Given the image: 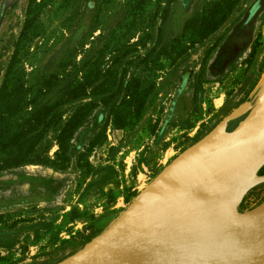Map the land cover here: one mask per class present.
I'll return each mask as SVG.
<instances>
[{"label":"rangeland","instance_id":"obj_1","mask_svg":"<svg viewBox=\"0 0 264 264\" xmlns=\"http://www.w3.org/2000/svg\"><path fill=\"white\" fill-rule=\"evenodd\" d=\"M214 4L216 16L230 7L198 40L188 21ZM82 59L100 67L127 61V73L151 86L144 109L123 128L107 127L87 155L90 168L27 164L0 172V264L64 259L146 195L168 164L212 128L224 136L236 127L264 73V0H0V83L5 77L7 84L45 85L39 98L53 101L58 78ZM48 138L44 156L52 159V132ZM225 204L238 220L264 205V184ZM69 210L88 222L65 237L58 218ZM207 218L232 222L225 209Z\"/></svg>","mask_w":264,"mask_h":264},{"label":"trees","instance_id":"obj_2","mask_svg":"<svg viewBox=\"0 0 264 264\" xmlns=\"http://www.w3.org/2000/svg\"><path fill=\"white\" fill-rule=\"evenodd\" d=\"M214 4L210 13L188 21L201 40L225 18ZM137 45V42L132 43ZM79 60L58 78V96L53 101L39 98L45 85L27 87L23 82L0 83V172L27 164H48L58 170L69 166L90 168L87 155L105 139L107 127L120 129L137 118L145 106L151 86L127 73V61L100 63ZM77 65L82 68L77 69ZM84 65V67H83ZM80 72V74H79ZM185 82L181 78L180 86ZM70 107V108H66ZM167 119L154 133L156 144L165 133ZM53 133V158L44 156Z\"/></svg>","mask_w":264,"mask_h":264},{"label":"water","instance_id":"obj_3","mask_svg":"<svg viewBox=\"0 0 264 264\" xmlns=\"http://www.w3.org/2000/svg\"><path fill=\"white\" fill-rule=\"evenodd\" d=\"M257 116L256 154L240 178L229 182L223 203L240 199L264 164V87L237 125ZM180 200L204 198L198 191L147 192L89 243L54 264H264V205L240 213L231 227L205 235L175 225L162 211Z\"/></svg>","mask_w":264,"mask_h":264},{"label":"bare ground","instance_id":"obj_4","mask_svg":"<svg viewBox=\"0 0 264 264\" xmlns=\"http://www.w3.org/2000/svg\"><path fill=\"white\" fill-rule=\"evenodd\" d=\"M263 87H264V78L262 79L261 84L259 85L257 90L260 91ZM253 126L255 127V135L254 136H255V140H256L259 129H260V117H258V116L252 117L248 121L242 123L233 132L227 133V134H229V135L237 134L241 130L250 129ZM245 134L246 133L240 134V136L238 137V140H237L238 144H242V145L244 144V142H242V140H244ZM235 137L237 138V135ZM232 140H234V139L232 138ZM254 143H255V141H254ZM204 149H203V152L201 151V149H193L191 151H188L179 160H177V163H175L173 167L168 169L174 163L172 161L158 175V176L162 175L160 179L158 178L160 180L158 186H161L160 191H163V190L169 191L172 189H173V191H179V190L192 191V192L198 191L201 194V196L204 198L203 201H199V202L195 203L193 201L180 200L179 202L173 203V205H171L169 207H164V209H162V211L167 215L168 218L173 219L172 222H175V225H178L182 228H191L194 230H198V231L204 233L205 235H213L215 232L221 230L223 227H231L235 223V222L229 221L228 223L225 224V223H223L222 219L220 221L219 220H211V218H210V221H205L204 219H206L211 214V211H220V210L225 209L226 212H228L227 211V209H228L231 213L230 207L227 204L223 203V201L220 200L229 191V187L223 188L224 187L223 184L230 186L229 182L234 181L239 175L235 178V176H236L235 175L236 174V164L231 163L232 162L231 158H230L231 162H229L230 163L229 166H227L228 164L225 165V163H223L224 164L223 166H222V164L220 165V163H222L226 160V159L225 160L222 159L221 157H220L221 159L219 158L220 159L219 162H212L209 159H207V160H209L210 162L207 161L206 159H204L205 161L199 160V158H201V156H202L201 153H204ZM235 149H237V148H229V149L219 148V149H217V151H218V153L219 152L222 153V152H225L228 150L233 152V150H235ZM253 149H254V145H253ZM253 149L251 150L252 152H251L249 159H248L249 160L248 166H250V162H251L253 151H254ZM209 150H212V148ZM205 151H206V149H205ZM221 153H219V154H221ZM204 158H205V156H204ZM206 158H208V157H206ZM213 158H214V156H213ZM245 158H246V156H245ZM225 162L228 163L227 160ZM248 166L246 169H244V172H245V170L248 169ZM187 167L188 168L190 167V169H189L190 171H189V175H187L185 177V176H183L182 172H186L188 170ZM184 169H185V171H183ZM157 177L146 188V192H148V193L159 192V190L154 191L151 189L152 186L154 187L155 183L156 184L158 183ZM170 187H172V188H170ZM187 213L191 214L192 216L188 215ZM229 218H230V220L232 219V217H229ZM233 219H234V217H233Z\"/></svg>","mask_w":264,"mask_h":264},{"label":"crops","instance_id":"obj_5","mask_svg":"<svg viewBox=\"0 0 264 264\" xmlns=\"http://www.w3.org/2000/svg\"><path fill=\"white\" fill-rule=\"evenodd\" d=\"M263 78H264V73H263V75H262V77H261V79L259 81V84L257 86V89H258L259 85L261 84V81H262ZM237 127H239V126L237 125L236 127H234L230 131L224 130V132H221L224 136H221L220 134H218L216 132H213V130H212L213 128H212L209 131L210 133L208 132L209 134L206 133L203 137H201L200 139H198V141L195 142L194 145H191L188 149L186 148V150L184 152H182L178 157H176L173 160L174 163L168 169H170L171 167H173L174 164L177 163V160H179L188 151H191L193 149H201V151L203 152V149L205 148L206 151L204 149V153H201L202 156H201V158H199V160L205 161L204 159H206V160L209 159L212 162H219L221 158L224 159V160L226 159L228 161V163L225 162L226 160L224 162L221 161L222 163H220V165L222 164V166L224 165L223 163H225V165L228 164L227 166H229V164H230L229 162L232 161L231 163H235L236 164V174H235L236 176H235V178L238 175H239L238 177L240 178V176L244 173V169H246L247 166H248V162H249L248 159H249V156H250V154L252 152L251 150L253 149V145H254V149H253L254 151H253L252 159L254 158L257 150H256V140H255V136H254L255 135V127L253 126L250 129L241 130L237 134H233V135L227 134V133L233 132ZM243 133H246L245 136H244L245 137L244 140H242V142H244V144L243 145L242 144H238L237 143L238 137L240 136V134H243ZM236 135H237V138L235 137ZM232 138L234 140H232ZM254 141H255V143H254ZM211 148H212V150H209ZM219 148H225V149L237 148V149H235L236 151L233 150V152L230 151V150L225 151V152H222V153L219 152V153H221V154H219L218 151H217V149H219ZM204 156H205V158H204ZM213 156H214V158H213ZM245 156H246V158H245ZM206 157H208V158H206ZM230 158H231V161H230ZM252 159H251V161H252ZM209 160H207V161H209ZM189 169H190V167L188 168V170L186 169L187 170L186 172H182L183 176L186 177L187 175H189V171H190ZM262 169H264V164L262 166H260V168L257 170V172H256V174L254 176V183H253V185L243 194V196L246 195L251 189H254V187H256L258 185L264 184V182H263L264 181V178H259L261 176H264V170H262ZM183 171H185V169ZM161 176L162 175L158 176L157 178L160 179ZM238 177L235 180H237ZM158 180H157L158 183L157 184L155 183L154 184V187L153 186L151 187V189L154 190V191L155 190L156 191H158V190L160 191L161 190V188H160L161 186H158L160 180L159 181ZM223 186H224L223 188L230 187V186L225 185V184H223ZM170 188H172V187H170ZM227 211H228L229 217H231L230 211L228 209H227ZM231 221L234 222L232 219H231ZM87 222H88L87 217L84 216L81 213L80 214H75L72 210H69L67 212H63L62 214H60V216L58 218V233L61 232V233H63V235L65 237H70L72 234H74L77 230H79ZM64 236H62V237H64ZM58 239H62V238H58Z\"/></svg>","mask_w":264,"mask_h":264}]
</instances>
